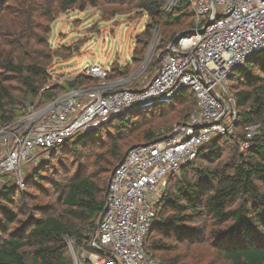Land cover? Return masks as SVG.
<instances>
[{
	"label": "trees",
	"instance_id": "16d2710c",
	"mask_svg": "<svg viewBox=\"0 0 264 264\" xmlns=\"http://www.w3.org/2000/svg\"><path fill=\"white\" fill-rule=\"evenodd\" d=\"M81 1L54 0L52 6L62 13L77 6L83 9L86 0ZM142 1L140 7L162 32L161 49H167L179 33L194 30V13L188 1L183 0L168 17L165 12L167 0ZM6 4L7 0H0V14ZM149 31L150 28L145 33L147 38ZM147 38L136 42L135 60L143 58L148 47ZM17 43L8 41L7 46L16 51L21 47ZM14 53L3 64L13 73V80H0L2 125L26 114L25 109L35 104L49 78L47 64L25 69L15 61ZM236 74H239V81L233 92L240 111V129L244 131L246 127L264 122V53ZM122 75L128 76L129 71H121L119 76ZM86 79L93 78L78 76L77 86H86L83 84ZM93 80L97 81L95 85L99 84L98 79ZM9 81H16L21 87L7 86ZM71 89L68 87V91ZM44 95L48 101L58 96L55 90H45ZM189 97L195 103L184 105ZM195 106V95L186 89L173 100V105L138 110L111 120L96 131L80 135L51 151L86 147L94 136L102 134L108 127H112L117 136H123L98 155L95 162L97 178L76 177L62 186L59 198L62 209L57 214H52L49 207H41L42 216L22 220L10 205L16 195L24 198L23 191L20 193V188L15 185L1 189L0 264H73L68 240L75 241L80 253L83 250L94 252L90 242L105 209L111 178L108 175L125 157L124 150L133 142L151 143L165 138L175 124L189 118ZM166 110L172 112L165 113ZM158 113L160 120L153 128L143 130L138 127V119ZM134 128L136 134L133 136L123 134L124 129L132 131ZM228 149L230 152L225 155ZM195 162L183 168L179 178L173 177L172 186L166 188L156 206V219L145 244L146 252L156 259L162 258L161 261L157 259L162 264H211L209 255L203 256L209 253L203 245L210 247L212 244L217 255L228 264H264V130L247 152H242L231 136L220 137L203 146ZM184 245L187 254L179 252Z\"/></svg>",
	"mask_w": 264,
	"mask_h": 264
},
{
	"label": "built area",
	"instance_id": "2783aa9c",
	"mask_svg": "<svg viewBox=\"0 0 264 264\" xmlns=\"http://www.w3.org/2000/svg\"><path fill=\"white\" fill-rule=\"evenodd\" d=\"M183 0H167L172 12ZM195 18L191 35L163 52L152 79L141 89H121L98 64L82 73L98 79L76 86L6 125L0 123V177L22 183L25 169L79 135L96 131L115 116L173 102L190 90L196 106L173 135L132 147L114 171L94 252L71 248L73 264H162L145 250L165 182L193 164L203 146L234 135L240 111L230 79L264 53V0H186ZM71 82V81H70ZM264 130V122L238 137L242 152ZM74 242V240H71ZM75 243V242H74Z\"/></svg>",
	"mask_w": 264,
	"mask_h": 264
},
{
	"label": "rangeland",
	"instance_id": "374dc122",
	"mask_svg": "<svg viewBox=\"0 0 264 264\" xmlns=\"http://www.w3.org/2000/svg\"><path fill=\"white\" fill-rule=\"evenodd\" d=\"M53 2L54 0H7L6 7L0 14V80L14 78L13 73L3 66L13 52H16L15 61L22 64L25 69L47 64L48 82L33 106H44L49 102L44 95L45 90H55L57 94L67 92L68 82L76 80L86 68L95 64L110 70L109 81H125L120 84L121 89H141L152 79L166 49H161V30L151 23L148 14L140 7L143 4L142 0H86L83 9L77 6L62 13L54 9ZM174 11L165 10L167 17ZM149 28L150 36L147 38L145 33ZM145 38L148 39V47L144 56L135 60L133 51L136 42L144 41ZM8 41H17L21 47L13 51V48L7 46ZM124 70H128L129 75L119 76ZM238 81L239 74H235L230 79L232 90L237 89ZM96 83L97 81L93 79H86L83 84L90 87ZM6 85L21 87L16 81H9ZM189 94L191 93L188 92ZM193 102L195 103L194 99L189 97L184 105ZM164 104L173 105V102ZM164 104L142 110H150ZM171 112L172 110L165 111V113ZM159 116L158 113L155 116L138 119V127L143 130L153 128L159 122ZM176 125L167 136L173 135ZM123 131L128 137L136 134L135 128L132 131L127 129ZM242 134L240 126H237L231 137L238 142V137ZM121 137L114 133L112 127H108L102 134L94 136L86 147L78 146L76 150L69 147L62 152H49L44 155L41 163H32L25 169L22 183L16 182L10 176L0 177V190L15 185L20 188V193L23 191L24 198L16 195V199L10 205L22 220L29 216H42L41 207H49L52 214H57L62 209L59 201L62 186L76 177L97 178L95 162L98 155L112 147L114 142H117L116 139ZM142 144L146 143L133 142L124 153L127 154L132 147ZM230 147L234 148L233 145ZM229 152L228 149L225 155ZM111 174L112 172L109 173V178ZM180 176L181 174L169 177L164 185V193L167 187L172 186L173 177ZM74 242L68 240L70 256V247L77 253L80 251ZM203 246L209 252L203 254V256L209 255L208 262L228 264L217 255L216 248L214 249L212 244L210 247ZM179 252L187 254L186 245ZM157 259L162 260L160 257Z\"/></svg>",
	"mask_w": 264,
	"mask_h": 264
},
{
	"label": "water",
	"instance_id": "95a60500",
	"mask_svg": "<svg viewBox=\"0 0 264 264\" xmlns=\"http://www.w3.org/2000/svg\"><path fill=\"white\" fill-rule=\"evenodd\" d=\"M191 31H186V32H183V33H180V34H178L177 36H176V38L173 40V42L170 44V46H169V51H172V49L176 46V44L182 39V38H184V37H186V36H188V35H191ZM69 87L70 88H72V89H74L76 86H77V82H76V80H73V81H71V82H69ZM123 116H126V114L125 115H121V116H115V117H113L111 120H114V119H117V118H120V117H123ZM113 174H114V172L112 173V176H113ZM112 176H111V178H112ZM111 178H110V182H111ZM104 214V213H103ZM103 214H102V216H103ZM101 216V217H102ZM98 228H99V224L97 225V228H96V230H95V233H94V236H93V238L94 239H96V237H97V231H98ZM150 233H152V230L150 231Z\"/></svg>",
	"mask_w": 264,
	"mask_h": 264
}]
</instances>
